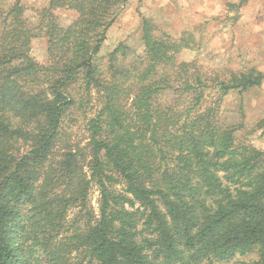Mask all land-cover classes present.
Listing matches in <instances>:
<instances>
[{
	"label": "trees",
	"instance_id": "1",
	"mask_svg": "<svg viewBox=\"0 0 264 264\" xmlns=\"http://www.w3.org/2000/svg\"><path fill=\"white\" fill-rule=\"evenodd\" d=\"M127 1L49 0L34 23L0 0V264H264V149L221 112L264 72L182 60L193 32L148 17L142 51L98 61ZM80 118L85 143L66 125Z\"/></svg>",
	"mask_w": 264,
	"mask_h": 264
},
{
	"label": "rangeland",
	"instance_id": "2",
	"mask_svg": "<svg viewBox=\"0 0 264 264\" xmlns=\"http://www.w3.org/2000/svg\"><path fill=\"white\" fill-rule=\"evenodd\" d=\"M242 1L128 0L109 28L97 60L122 42L138 53L142 51V17H148L159 25L162 33L168 32L176 38L183 32H193L197 48L183 50L179 56L182 60L196 59L213 69L229 64L233 69L257 67L264 72V0ZM22 2L27 7V16L35 23L38 20L37 9L45 7L49 0ZM57 14L63 24H69L76 17L74 12L66 9L59 10ZM47 48V38L38 36L33 39L31 53L38 62L45 64L48 61ZM208 99L211 102L212 95ZM221 112L225 121L243 122L244 128L239 136L264 149V129L249 132L264 118V82L248 91L228 93L222 102ZM72 123H66L68 131L74 139L85 143L88 136L85 121L80 118L75 125ZM91 200L98 214L100 193L96 187Z\"/></svg>",
	"mask_w": 264,
	"mask_h": 264
}]
</instances>
